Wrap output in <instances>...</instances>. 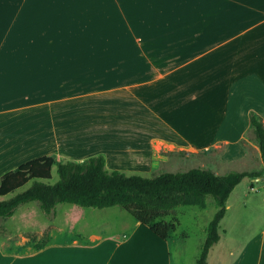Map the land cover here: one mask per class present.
I'll return each instance as SVG.
<instances>
[{"label":"crops","instance_id":"crops-1","mask_svg":"<svg viewBox=\"0 0 264 264\" xmlns=\"http://www.w3.org/2000/svg\"><path fill=\"white\" fill-rule=\"evenodd\" d=\"M250 112L264 125V0H0V177L42 156L255 171ZM126 224L86 241L0 228V264H170L167 241ZM219 241L207 264H228L210 262ZM229 256L264 264V231Z\"/></svg>","mask_w":264,"mask_h":264},{"label":"trees","instance_id":"trees-1","mask_svg":"<svg viewBox=\"0 0 264 264\" xmlns=\"http://www.w3.org/2000/svg\"><path fill=\"white\" fill-rule=\"evenodd\" d=\"M249 128L264 165V125L253 112L249 113ZM54 166L58 181L45 183L51 179ZM261 175L262 171L218 175L209 169L197 167L183 172H162L152 177H142L106 170L101 155L82 162L42 156L0 177V218H10L19 206L31 202H37L40 210L46 214L59 204L92 209L119 206L157 238L167 241L178 226L176 218L166 220L172 210L178 206L204 208L205 197L210 196L216 212L207 227L206 238L196 260V264H207L208 252L219 240L218 227L226 213L229 195L245 178L255 179ZM30 182L26 190L9 199H1Z\"/></svg>","mask_w":264,"mask_h":264},{"label":"rangeland","instance_id":"rangeland-1","mask_svg":"<svg viewBox=\"0 0 264 264\" xmlns=\"http://www.w3.org/2000/svg\"><path fill=\"white\" fill-rule=\"evenodd\" d=\"M248 137L249 141L252 140L255 143L253 132ZM247 145L249 146H247L249 156L253 158V170L262 171L264 174V167L255 163L257 155L254 149L249 143ZM197 167L209 169L219 175L241 171L237 163L225 166L219 164L218 160L216 161L214 158H205L203 155H197L195 158L177 163L174 168L168 170L149 172L148 174L140 172H127L125 174L152 177L162 172H183ZM57 181L58 175L56 166H54L51 170V179L45 183L54 184ZM30 185L31 182L18 189L15 193L1 199H9L17 193L26 190ZM251 185L254 186L253 189L250 188ZM263 188L256 183H251L250 179L245 178L233 189L226 203V213L219 223L218 234L220 241L212 250L210 255L211 263H214L215 260L217 262L223 260L229 264L234 258V256L228 257L230 251L233 253L237 252L242 246H245L264 231ZM54 210H56V217L53 220V216L40 210L37 202L24 204L16 209L11 218H0V228H6L16 234L18 232L26 233L27 231L47 230L49 227L54 226L61 229H48L52 233L51 237L54 240L69 241L72 238L79 239L80 237L82 241H84L83 239L86 241L90 232L100 233L101 235H111L116 232L122 233L128 228L126 222L133 220L126 211L117 206L105 209H89L76 205L59 204ZM215 212L214 200L210 196L205 197L204 208L178 206L172 210L171 216L166 218V220L174 217L178 220V226L166 242L170 264H196L206 238L207 227ZM30 233L33 234V232ZM40 238L43 240V237Z\"/></svg>","mask_w":264,"mask_h":264}]
</instances>
